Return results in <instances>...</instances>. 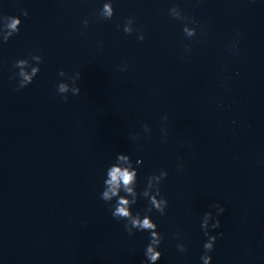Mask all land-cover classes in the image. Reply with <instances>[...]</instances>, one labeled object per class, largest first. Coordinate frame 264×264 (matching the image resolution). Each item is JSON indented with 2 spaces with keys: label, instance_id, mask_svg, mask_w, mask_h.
Listing matches in <instances>:
<instances>
[{
  "label": "water",
  "instance_id": "water-1",
  "mask_svg": "<svg viewBox=\"0 0 264 264\" xmlns=\"http://www.w3.org/2000/svg\"><path fill=\"white\" fill-rule=\"evenodd\" d=\"M104 2L0 0V14L22 21L0 45V264H145L150 234L130 237L100 199L117 153L141 159L138 192L168 172L166 215L150 214L164 236L157 264H202L200 221L214 202L226 211L212 264H264V0H112L101 20ZM176 4L196 37L169 16ZM127 17L143 42L123 32ZM33 52L41 70L16 91L12 64ZM61 69L81 72L67 102ZM147 206L141 197L132 211Z\"/></svg>",
  "mask_w": 264,
  "mask_h": 264
},
{
  "label": "clouds",
  "instance_id": "clouds-1",
  "mask_svg": "<svg viewBox=\"0 0 264 264\" xmlns=\"http://www.w3.org/2000/svg\"><path fill=\"white\" fill-rule=\"evenodd\" d=\"M168 14L171 18L183 21L182 31L186 39H192L197 36V29L191 25L197 24V21L193 18L186 16L181 7L176 4L168 9ZM21 15L27 17L29 12L25 9L22 10ZM115 15V9L113 7L112 0H106L102 7L98 10L97 16L101 20H111ZM22 21L19 16H8L0 14V45L6 44L14 35L20 32V25ZM85 28L89 24L88 19L82 21ZM134 17L125 18V22L122 25L123 32L132 35L134 32L138 33L137 39L141 42L145 40V35L140 29L134 28ZM187 50V49H186ZM44 62V58L41 55H37L34 52L29 55L28 58L17 59L12 68L16 70L9 80H16V91H19L28 85H30L34 78L40 72V65ZM120 71L124 72L128 70L127 64H123ZM58 76L62 79L56 85L57 93L62 99L68 101V93L73 96H79L81 88L78 86L77 81L81 79V72L76 71L73 75H69L65 70L61 69L58 72ZM70 81V83H69ZM162 121L167 123L168 116L165 115ZM142 129L145 134L151 132V129L147 122L142 124ZM162 142H167V127H161ZM130 139L139 141L141 139V133L133 132L130 134ZM141 159L135 161V165H140ZM133 163L130 155L124 153H117L115 162L106 169V177L104 179V187L100 193V199L103 200L108 206L111 216L116 221H124V230L131 237L135 232H148L149 243L146 245L144 256L145 264H157L162 257V252L159 250L160 245L164 240V236L158 231V225L151 217V213L155 210L161 216L166 215L168 207V199L164 196L161 190V184L167 178L168 172L166 169L161 168L158 172H153L146 178V183L143 190L137 191L138 181V168ZM178 169H182L184 166L182 163H178ZM123 193V194H122ZM143 197L148 206L144 209V214L140 212L135 214L132 211V206L137 204L138 199ZM115 201V203H113ZM208 211H206L200 221V228L207 239L203 243V252L200 257L202 264H212V253L215 248V244L219 238H222L224 233L218 232L213 234L217 229L221 228L220 217L225 213L226 208L220 202H214L209 205ZM214 209L215 211H212ZM177 250L181 253L188 251L186 243L183 242L180 233H176Z\"/></svg>",
  "mask_w": 264,
  "mask_h": 264
}]
</instances>
